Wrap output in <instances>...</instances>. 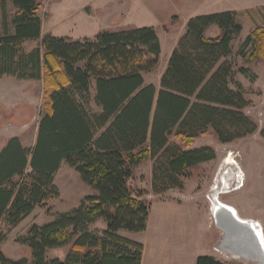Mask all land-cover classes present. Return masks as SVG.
<instances>
[{"label":"trees","instance_id":"trees-1","mask_svg":"<svg viewBox=\"0 0 264 264\" xmlns=\"http://www.w3.org/2000/svg\"><path fill=\"white\" fill-rule=\"evenodd\" d=\"M0 5V77L43 81L45 87L36 144L25 147L14 137L0 152V227L18 226L60 196L55 175L63 162L97 192L72 211L30 228L21 243L31 260L1 252L0 264H142L144 245L120 233L147 229L151 204L144 191L130 185L135 168L154 160L155 194L183 189L182 179L217 153L210 146L183 149L173 136L190 147L210 131L227 144L259 130L245 112L250 101L242 85L231 87L234 66L226 59L242 23L234 12L189 19L157 90L144 77L160 62L155 28L104 31L80 40L42 37L40 0H0ZM212 26L220 30L216 37L207 36ZM260 31L247 36L242 56L250 46L252 60L264 56ZM29 41L39 43L27 50ZM260 134L264 138V124ZM101 219L107 228L99 234L90 225ZM6 238L0 231V246ZM66 246L64 259L49 258V251ZM197 264L229 263L201 256Z\"/></svg>","mask_w":264,"mask_h":264},{"label":"rangeland","instance_id":"rangeland-1","mask_svg":"<svg viewBox=\"0 0 264 264\" xmlns=\"http://www.w3.org/2000/svg\"><path fill=\"white\" fill-rule=\"evenodd\" d=\"M93 1L94 0H61L58 2V0H45L42 14L44 16V20H46V23L50 24L52 21H57L61 15V17L64 15L66 18L69 12H73L76 9L77 10L75 11V14L82 12L96 18L97 15L103 16V8H99V10L96 9V2L91 5ZM86 2L90 3V5L82 6ZM55 3L57 4V9L59 8L58 10L56 9ZM138 13L139 14L135 15V20H141V18L144 19L150 17L144 8L138 10ZM77 18H79V16L76 15L74 18H70L71 20L69 22L72 23L74 20H77ZM119 18L120 15L116 18H112L111 27L117 26L115 23L117 20H119ZM238 21L242 23L244 29L233 41L232 55L226 58L231 63H233L234 66V76L231 87L233 89H237V83L242 85L245 97L250 101V105L246 108L245 112L257 123L259 130L253 135L236 140L229 144L221 143L217 136L212 131H210L207 134L194 139L193 144L190 147H186L181 138L173 136L171 141L173 143L179 144L183 149L210 146L215 149L217 158L195 167L191 171L190 177L182 179L184 185L183 189L174 188L165 192L168 193L167 196H165L166 198L181 199L185 198V196H188L190 198H199L202 202H205L213 225V228H211V234L214 235V238L212 240L216 244L219 239L222 238V230L217 228L214 222V217L211 210L212 205L207 198V194L215 185V179L218 173H222L225 169H227V163L228 165L231 164L234 167L236 165V167L239 168V174H236V177L245 176V185L238 191L222 195L220 199L222 201L225 200L224 202L229 201L236 204L237 209L239 208V212L237 211L238 214L240 213V215L242 214L243 216L249 214L251 217L256 218V220H260L257 222L262 225L264 234V138L260 134L264 124V56L260 57L259 59L252 60L250 58V55L253 52L252 46L245 50L246 55L242 56L240 54V50L247 36L257 28L261 29L260 36L264 44V9L250 15L241 14L239 15ZM180 22L181 21H179V19L176 20V22L169 21L159 29L165 44V54L163 56L162 65L159 62V65L156 67V69L146 73V84L158 83L164 74L163 66L166 59L168 58L167 54L169 48H171L177 37L185 32L184 29L182 30L180 28ZM96 26H99V23L92 25L89 28L94 29ZM67 27V25H63V29H61L63 31L55 34L69 33ZM70 34L74 35L73 32H70ZM219 34L220 30L217 26H215L210 32L207 33V36L216 37ZM38 43V41H29L26 43V49L31 50L35 48ZM243 68L248 69L249 73L244 74L241 72V69ZM26 85L28 84L26 83ZM8 87L11 88V91H16L12 87ZM156 87L157 90H160V85ZM30 89L32 95L35 96L36 100L39 101L40 104L37 106L36 111L33 110L34 113L32 116V124L27 129L29 143L31 142L30 140L33 136V133H35L39 121V115L44 104L43 84L41 81H30L29 90ZM229 160L234 162H230ZM153 168L154 160H146L137 168H135L134 176L130 180V185L135 191L145 192L144 199L150 204L155 198V193L153 192L152 188ZM241 170L243 172H241ZM229 176H231V173H225L224 171L222 173V180ZM55 184L59 189L60 196L57 199L49 201L48 206L44 208L37 207L31 215H29L25 220H23L22 223L14 228L8 229L5 224L1 225L0 231L6 233L7 238L0 246V253H4V255L10 259L18 260L27 258L31 260L29 249L21 243V239L28 234L30 228L34 224L43 225L53 221L58 215L72 211L78 207L85 197L97 194L94 189L89 187L82 180L80 174L66 162L62 163L59 171L56 173ZM106 228L107 224L102 219L90 225V229L99 234H101ZM124 232L125 230H122L120 233L124 235ZM69 249L70 246L53 249L48 252V256L49 258L64 259ZM215 257L217 259L227 261L225 260V254H222L220 251L216 252ZM230 261L233 263L249 264V262L241 259Z\"/></svg>","mask_w":264,"mask_h":264},{"label":"crops","instance_id":"crops-1","mask_svg":"<svg viewBox=\"0 0 264 264\" xmlns=\"http://www.w3.org/2000/svg\"><path fill=\"white\" fill-rule=\"evenodd\" d=\"M40 1L41 7L38 14L42 19V37L53 35L80 40L95 38L99 33L104 31L117 32L132 28L153 27L156 29L161 42V65L165 54V44L159 29L169 21H172L174 17H177L181 21L180 28L185 30L188 20L198 15L234 12L239 19V15L241 14L250 15L264 9V0H94L91 5L96 2V9L103 8V16L97 15L96 18L82 12L75 14L76 9L73 12H69L66 18L64 15L61 17V15V18L59 17L57 21H52L50 24L46 23L42 14L45 0ZM85 5H90V3L86 2L82 6ZM9 6L11 9V3ZM142 8L146 9L150 17L135 20V15L139 14L138 10ZM13 12L12 10L11 13ZM106 13L110 15L107 16ZM76 15L79 18L70 23L69 21ZM119 15L118 23H115L117 26L111 27L112 18H116ZM98 23L99 26L94 28L96 30L89 28ZM1 24L2 9L0 5V27ZM63 25L68 26L69 33L55 34L63 31L61 30L63 29ZM214 27L209 28L207 33ZM70 32H73L74 35L70 34ZM182 35L177 37L171 48H169L163 72H165L172 53ZM41 83L43 84L44 97L45 87L43 81ZM149 84H153L155 87L161 86V79L158 83ZM8 86L17 92L11 91V88ZM29 86L30 81L28 82L27 80H19L10 75L0 77V152L8 141L14 137H18L25 147H33L36 144L40 115L30 143L28 142L27 129L32 124L33 110L36 111L40 103L32 95ZM167 194H155V198L151 201L149 219L145 231L129 232L125 230L124 232V236L144 245L142 264H197L201 256L215 257L216 252H219L217 247L221 243L222 238L219 239L217 244L212 240L214 238V235L211 234L213 225L205 202H202L199 198H190L188 196L181 199L166 198ZM225 203L233 206L239 212V208L237 209V205L233 202L226 201ZM241 217L256 220V218L251 217L249 214L242 215ZM217 260L234 264L230 260L238 259L225 254V260L227 261Z\"/></svg>","mask_w":264,"mask_h":264},{"label":"bare ground","instance_id":"bare-ground-1","mask_svg":"<svg viewBox=\"0 0 264 264\" xmlns=\"http://www.w3.org/2000/svg\"><path fill=\"white\" fill-rule=\"evenodd\" d=\"M229 161L234 162L231 160ZM241 172L243 171L241 170ZM223 181L224 183H226L227 178H225ZM216 200L217 201H215L214 209H212V211H213V216H214V222L216 224V220L218 221L219 228L221 230L223 228L228 231L231 229L230 222L224 221L223 218L221 217V210L223 209V207L230 208L233 211L237 219L241 221H246L244 218L239 216L236 208L223 202L220 199V197H216ZM249 220H250L249 224L251 223L252 225H254V228H255V231H254L255 239L259 238V240L262 243L260 244L259 241L257 240V243H258L257 245L259 246V250L257 252L255 251L254 244L248 238L247 233H245L242 230L236 229L230 232L231 234L229 233L230 236L227 237V240H225L226 242H222L221 248H220L221 251L220 250L219 251L228 253L230 256L236 259H241L249 263L252 262L254 264H264V234H263L262 225L255 220H252V219H249Z\"/></svg>","mask_w":264,"mask_h":264},{"label":"water","instance_id":"water-1","mask_svg":"<svg viewBox=\"0 0 264 264\" xmlns=\"http://www.w3.org/2000/svg\"><path fill=\"white\" fill-rule=\"evenodd\" d=\"M216 197L217 196L215 195L214 198H213L214 204H215V201H217ZM213 209H214V205H213ZM221 217L223 218L224 221H229L230 222L231 229L229 231L225 230L224 228L222 229L223 236H222L221 243L217 247L218 250H220L222 242H226L225 240H227V237L230 236V234H231L230 232H232V231H234L236 229L237 230H242L245 233H247L248 238L254 244L255 251L257 252L259 250V246L257 245L258 244L257 240L259 241L260 244H262V243H261V241L259 240L258 237H257L258 239H255V235H254L255 234V232H254L255 228H254V225H252L251 223L249 224V221H250L249 219H245L246 221H241V220L237 219L236 216L234 215L233 211L230 208H228V207H223V209L221 210ZM216 226L219 228V224H218L217 220H216ZM223 253H225V252H223ZM225 254H228V253H225ZM249 264H254V263L251 262Z\"/></svg>","mask_w":264,"mask_h":264},{"label":"built area","instance_id":"built-area-1","mask_svg":"<svg viewBox=\"0 0 264 264\" xmlns=\"http://www.w3.org/2000/svg\"><path fill=\"white\" fill-rule=\"evenodd\" d=\"M228 167L227 169H225V173H231V176L227 177V182L224 183V181L222 180V173L224 172H219L216 179H215V185L213 186V188L211 189V191L207 194V198L210 201L212 207L214 205V196L216 195L217 197H220L224 194L227 193H232L234 191H238L239 189H241L244 185H245V176L242 177H236V174H239V168L229 164H226ZM231 170V171H230ZM234 173H235V177H234ZM227 175V174H226ZM225 192V193H223Z\"/></svg>","mask_w":264,"mask_h":264}]
</instances>
